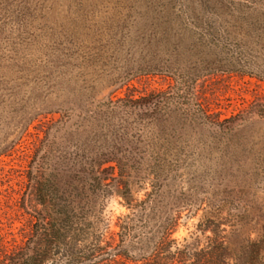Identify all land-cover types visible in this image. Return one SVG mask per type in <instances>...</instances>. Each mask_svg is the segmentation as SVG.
Segmentation results:
<instances>
[{"label": "rangeland", "instance_id": "obj_1", "mask_svg": "<svg viewBox=\"0 0 264 264\" xmlns=\"http://www.w3.org/2000/svg\"><path fill=\"white\" fill-rule=\"evenodd\" d=\"M193 73L195 97L226 123L183 135L192 157L167 182L158 215L175 220V247L225 236L238 259L230 264H264V0H0V264L44 208L33 155L60 109L78 115ZM114 177L94 233L113 244L131 212ZM133 185L135 202L152 190L149 179Z\"/></svg>", "mask_w": 264, "mask_h": 264}, {"label": "trees", "instance_id": "obj_2", "mask_svg": "<svg viewBox=\"0 0 264 264\" xmlns=\"http://www.w3.org/2000/svg\"><path fill=\"white\" fill-rule=\"evenodd\" d=\"M196 78L194 73L186 80L177 78L171 89L140 97L103 98L97 108L80 109L78 115L74 107L60 109V117L44 129L33 155L32 180L44 208L37 211L32 236L11 264H103L116 257L123 264L238 260L225 236L218 241L207 237L206 246L193 237L175 247L171 238L175 220L161 221L158 215L167 182L192 157L191 142L181 139L183 135L196 127L220 128L226 123L212 121L211 113L197 100ZM115 173L131 212L120 219L119 238L113 244L105 241L104 232L94 233L96 223L102 221L97 201L111 192ZM148 179L152 190L135 202L133 184ZM182 202L183 207H192L188 199Z\"/></svg>", "mask_w": 264, "mask_h": 264}, {"label": "water", "instance_id": "obj_3", "mask_svg": "<svg viewBox=\"0 0 264 264\" xmlns=\"http://www.w3.org/2000/svg\"><path fill=\"white\" fill-rule=\"evenodd\" d=\"M113 252L111 251V252H109V254H112Z\"/></svg>", "mask_w": 264, "mask_h": 264}]
</instances>
